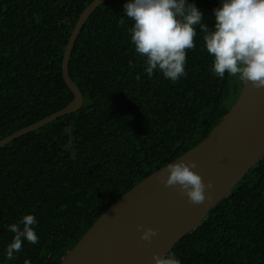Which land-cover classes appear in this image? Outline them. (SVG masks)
<instances>
[{
  "label": "trees",
  "instance_id": "obj_1",
  "mask_svg": "<svg viewBox=\"0 0 264 264\" xmlns=\"http://www.w3.org/2000/svg\"><path fill=\"white\" fill-rule=\"evenodd\" d=\"M91 1L0 0V139L73 98L63 51ZM124 2L92 11L69 55L82 107L0 147V264H59L116 199L197 145L240 92L242 81L212 74L199 26L187 75L175 83L159 72L148 77ZM187 2L211 27L219 0ZM27 214L36 217L39 243L25 241L6 259L7 225ZM168 252L181 264H264V154Z\"/></svg>",
  "mask_w": 264,
  "mask_h": 264
},
{
  "label": "water",
  "instance_id": "obj_2",
  "mask_svg": "<svg viewBox=\"0 0 264 264\" xmlns=\"http://www.w3.org/2000/svg\"><path fill=\"white\" fill-rule=\"evenodd\" d=\"M106 0H92L79 13L63 51L62 78L73 94L66 106L0 139V147L82 107L83 94L69 75V55L87 17ZM264 154V88L243 82L237 98L221 120L194 147L169 163L192 161V169L207 185L205 200L188 202L176 187L164 186L157 177L168 164L154 170L116 199L67 250L59 264H154L193 230L226 197ZM144 228L155 236L140 239Z\"/></svg>",
  "mask_w": 264,
  "mask_h": 264
},
{
  "label": "clouds",
  "instance_id": "obj_3",
  "mask_svg": "<svg viewBox=\"0 0 264 264\" xmlns=\"http://www.w3.org/2000/svg\"><path fill=\"white\" fill-rule=\"evenodd\" d=\"M122 12L132 21L130 42L143 59L148 77L159 72L175 83L186 76L187 50L195 48V26H199L204 33V49L212 57L214 76L223 79L227 73L254 88H264V0H219V6L212 10L211 27L203 23L204 14L197 6L187 0H125ZM129 66L136 65L129 61ZM136 79H140L139 74ZM194 168L192 161L169 163L157 179L166 187H176L188 202L200 204L205 200L206 187L212 185H206ZM36 224V217L27 214L7 225L13 238L6 246V259H15L25 241L39 243ZM141 227L137 226L138 231ZM155 234V230L144 228L140 239L148 241ZM153 260L154 264H181L171 252L154 255Z\"/></svg>",
  "mask_w": 264,
  "mask_h": 264
}]
</instances>
